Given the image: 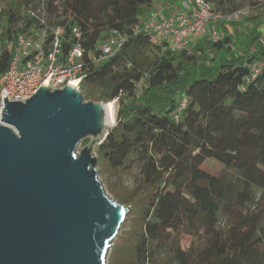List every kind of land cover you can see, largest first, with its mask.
Listing matches in <instances>:
<instances>
[{
    "label": "trees",
    "instance_id": "1",
    "mask_svg": "<svg viewBox=\"0 0 264 264\" xmlns=\"http://www.w3.org/2000/svg\"><path fill=\"white\" fill-rule=\"evenodd\" d=\"M156 1L45 3L47 28L63 30V53L73 28L81 34L89 62L80 84L85 101L117 100L115 124L97 155L113 170L136 165L147 188L142 205L130 210L125 223L130 229L121 233L109 264H264V43L247 57L223 59L219 67L189 78L182 72L195 64L193 55L163 50L152 36L134 33L140 13ZM260 9L264 17V4ZM40 23L37 16L9 8L0 30V73L21 24L28 29ZM113 30L125 37L120 49L90 63L88 57ZM229 42L225 37L212 45ZM183 99L186 106L175 119ZM207 160L221 166L217 177L200 172ZM200 192L205 209L196 206ZM183 235L202 236V248L192 244L183 250Z\"/></svg>",
    "mask_w": 264,
    "mask_h": 264
},
{
    "label": "water",
    "instance_id": "2",
    "mask_svg": "<svg viewBox=\"0 0 264 264\" xmlns=\"http://www.w3.org/2000/svg\"><path fill=\"white\" fill-rule=\"evenodd\" d=\"M3 101L0 264H106L129 213L106 195L93 155L115 124L109 103L68 84Z\"/></svg>",
    "mask_w": 264,
    "mask_h": 264
},
{
    "label": "built area",
    "instance_id": "3",
    "mask_svg": "<svg viewBox=\"0 0 264 264\" xmlns=\"http://www.w3.org/2000/svg\"><path fill=\"white\" fill-rule=\"evenodd\" d=\"M181 11L174 17L158 23L140 22L134 27V33H144L160 42L163 50L182 52L190 51L191 45L207 35L213 42H217L219 35L215 22H235L248 15L235 13L223 17L219 12L212 10V5L206 0H182ZM30 16H35L29 11ZM151 18L157 14L152 13ZM40 26L31 25L30 28L20 29L15 34V39L8 45L12 49L11 58L6 70L0 73V116L4 109L3 97L8 102H19L31 98L41 86L50 90L63 89L65 85H72L80 89V84L85 78L87 64L85 52L80 44V32L73 28L72 38L66 53L62 51L61 27L47 28L44 19ZM125 37L113 30L108 38L101 43L96 53L89 56L90 63L98 64L114 55L122 46ZM258 70H254L253 75ZM117 100H114V103ZM186 106L183 99L175 109L174 118L179 119Z\"/></svg>",
    "mask_w": 264,
    "mask_h": 264
},
{
    "label": "rangeland",
    "instance_id": "4",
    "mask_svg": "<svg viewBox=\"0 0 264 264\" xmlns=\"http://www.w3.org/2000/svg\"><path fill=\"white\" fill-rule=\"evenodd\" d=\"M181 0H157L146 12L142 11L139 15V22L144 23H158L163 20L170 19L180 13L181 11ZM45 3L46 0H35L32 1L31 5L25 6L24 0H0V30L1 26L4 28L6 26V13L9 8H13L20 16L28 15V12H34L39 18H45ZM264 4V0H212V10L216 13L219 12L221 16H231L235 13H246L248 15L235 22H224L225 24H220L218 22L213 23L209 27L211 30L213 26L216 28V32L219 35V39H224L225 37L230 38L228 45H224L221 48L213 47V41L205 35L201 40H204V46L202 51L194 50L190 47L188 54L194 56L196 59L195 64H186L182 74H190V76H196L203 71L205 68H217L221 64V61L231 60L235 57H242L244 51H248L251 44L255 43L256 36L261 37L262 43H264V20L262 21H250L255 17L258 11L261 12V5ZM259 7V8H258ZM259 12V13H260ZM156 13V18H151V14ZM262 13V12H261ZM242 23V24H241ZM241 24V25H240ZM217 40V41H218ZM259 45V46H260ZM236 47V50H235ZM231 48V49H230ZM255 48H258L256 46ZM255 48H250L254 51ZM86 102V101H85ZM95 103V101H92ZM113 105V116L115 118V113L117 110V102L112 103ZM114 126V125H113ZM112 126V127H113ZM109 130V128H108ZM91 138L83 140L77 150L80 151L82 148L90 144ZM98 145L93 147V155L97 158L96 169L98 170V179L100 180L106 195L116 203H119L125 207H128L129 212L132 208L137 205H142L143 198L147 193V188L144 186L143 179L136 165L123 170H113L103 159L97 155ZM200 172L208 179L217 177L221 172V166L212 160H207L203 165L200 166ZM197 208L205 209L206 201L204 198V193L200 192L198 196ZM129 217V213L127 218ZM126 218V220H127ZM125 222L121 226V230L112 243L111 247L107 252L106 264L110 263V256L112 249L119 246L123 239L120 238L123 230L128 231L130 227L125 225ZM126 228V229H125ZM203 237L192 238L187 235H183L180 239V246L183 250H188L189 247L194 244L196 247L202 248Z\"/></svg>",
    "mask_w": 264,
    "mask_h": 264
},
{
    "label": "crops",
    "instance_id": "5",
    "mask_svg": "<svg viewBox=\"0 0 264 264\" xmlns=\"http://www.w3.org/2000/svg\"><path fill=\"white\" fill-rule=\"evenodd\" d=\"M260 11H258V13H256L255 14V17L254 18H252L250 21H248V22H251V21H262V20H264V17H262V14H261V12L259 13ZM220 24H224V23H222V22H219ZM242 24V23H241ZM240 24V25H241ZM256 38V42L255 43H253V44H251V46L249 47V50L248 51H244V53H242L243 55L242 56H244V57H247L248 55H251L252 53H253V51H251V49L250 48H255L256 46H259L260 45V43H262V38L261 37H259V36H256L255 37ZM231 41V40H230ZM205 44H204V40L202 39H200V40H198V41H196V42H194L192 45H191V48L192 49H194V50H197V51H199V50H201L202 51V49H203V46H204ZM231 49V48H230ZM235 50H236V47H235ZM255 50H256V48H255ZM254 50V51H255Z\"/></svg>",
    "mask_w": 264,
    "mask_h": 264
},
{
    "label": "bare ground",
    "instance_id": "6",
    "mask_svg": "<svg viewBox=\"0 0 264 264\" xmlns=\"http://www.w3.org/2000/svg\"><path fill=\"white\" fill-rule=\"evenodd\" d=\"M108 108H109L108 110L110 112L111 118H113V105H112V103H109Z\"/></svg>",
    "mask_w": 264,
    "mask_h": 264
}]
</instances>
